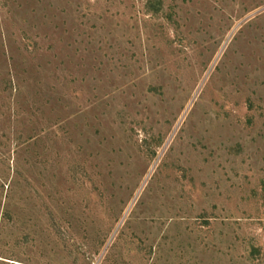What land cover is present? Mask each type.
Segmentation results:
<instances>
[{
    "label": "rangeland",
    "instance_id": "rangeland-1",
    "mask_svg": "<svg viewBox=\"0 0 264 264\" xmlns=\"http://www.w3.org/2000/svg\"><path fill=\"white\" fill-rule=\"evenodd\" d=\"M0 264H264V0H0Z\"/></svg>",
    "mask_w": 264,
    "mask_h": 264
}]
</instances>
